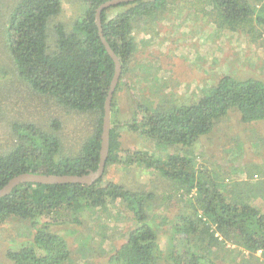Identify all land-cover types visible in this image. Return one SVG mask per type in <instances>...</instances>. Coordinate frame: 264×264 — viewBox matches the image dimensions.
I'll list each match as a JSON object with an SVG mask.
<instances>
[{
  "label": "trees",
  "instance_id": "obj_1",
  "mask_svg": "<svg viewBox=\"0 0 264 264\" xmlns=\"http://www.w3.org/2000/svg\"><path fill=\"white\" fill-rule=\"evenodd\" d=\"M74 1L82 7L71 24L57 20L63 13V0H17L8 11L7 22L0 32L12 59L9 74L25 86L17 87L12 81L8 85V101L0 96V120L3 117L8 120L21 109L28 116L35 113L28 107V100L35 97L42 99V103L44 98L45 103L53 100L67 108L66 111L94 113L93 129L77 149L69 147V152L65 149L63 125L58 118H51L48 127L44 123L9 119V134L14 143L11 149L0 153V189L21 173L84 175L99 166L105 104L116 72V63L102 41L96 17L97 8L108 0ZM178 4L172 0H135L112 5L101 13L102 33L122 65L112 99L106 168L113 163L136 162L150 172L156 171L159 178L170 179L186 196L195 192L173 223L172 250L162 254L156 233L148 222L149 208L157 204V194L121 182L105 181L103 174L90 185L20 183L0 197V228L15 218L31 220L36 228L31 245L8 252L14 264L71 261L67 238L50 229L51 221L39 228V219L49 216L59 223H81V214L85 211L105 212L110 204L118 202L133 214L134 226L127 240L114 249L108 264H161L163 259L170 264H219L218 250L228 240L240 245V251L248 250L250 264L254 263L253 258L264 264V212L249 199L231 200L214 172L199 170L189 154L174 153L162 159L147 151L127 150L124 162L120 155L121 128L115 119L119 110L118 106L115 108V99L122 79L132 70L131 62L141 49L139 43L147 42L146 39L139 41L137 34H154L167 13L170 17H179L182 7ZM184 6L194 8L187 13L197 17L205 12L219 30L249 36L257 30L259 38L262 37L258 27L264 26L263 0H196ZM117 7L121 10L110 13ZM3 72L7 76L8 67ZM164 99L167 96L158 99L160 103L152 107L141 104L138 99L140 103L129 113L132 117L125 126L155 140L158 146L192 147L231 111L239 112L244 123L264 121V79L257 77L241 79L225 74L201 92L196 101L179 104L173 100L165 108ZM253 186L246 180L240 188L254 194ZM257 251L262 252L261 260Z\"/></svg>",
  "mask_w": 264,
  "mask_h": 264
},
{
  "label": "rangeland",
  "instance_id": "obj_2",
  "mask_svg": "<svg viewBox=\"0 0 264 264\" xmlns=\"http://www.w3.org/2000/svg\"><path fill=\"white\" fill-rule=\"evenodd\" d=\"M16 1L1 0L0 28L7 22L8 11ZM191 1L196 0H172L174 4L177 2L182 7L178 11L179 17L174 19L167 13L158 26L156 25L159 29L154 34H137L139 41L146 39L147 42L139 43L141 49L131 62L132 70H128L122 79L115 99V108L118 106L119 109L115 119L119 122V129L121 128V158L123 162L126 161L127 150L147 151L162 159L174 153L189 154L195 159L199 170H209L220 177V187L228 190L231 200H241V197L249 199V202L264 212V121L244 123L239 112L231 111L211 133L201 136L192 147L158 146L155 140L125 126L132 117L129 113L140 103L138 99H141V104L152 107L160 103L158 99L167 96L163 105L168 108L173 100L179 104L196 101L201 92L225 74L241 79H264V26L258 27L259 33H263L261 38L257 35V30L250 36L238 31L219 30L205 16V12L199 13L200 17L187 13L194 10L184 6L185 3L190 5ZM79 5L74 0H63V13L57 20L71 24L81 13L82 6ZM120 8H113L110 13L116 14ZM7 48L5 37L0 32V96L6 100L11 81L17 83V87L25 86L15 80V75L9 74L12 59ZM7 67L8 75L4 76L3 70ZM137 94L139 97H134ZM34 98L28 100V107L32 112L36 111L35 113L28 116L26 110L21 109L9 119L44 123L48 127L51 118H58L63 125L65 149L69 152V147L74 146L77 149L82 140L91 133L94 113L66 111L67 108L53 100H46L45 103L44 98L42 103V99ZM41 116L44 119H40ZM8 120L5 117L0 120V153L11 149L14 143L12 135L9 134ZM66 138L69 140L65 142ZM158 176L156 171L150 172L144 166L133 162L130 165L110 164L105 169L103 178L105 181L121 182L132 188L152 190L157 194V204H152L149 208L148 222L156 233L159 250L165 255L173 248L175 218L185 210L189 203L188 197L191 198L195 192L186 196L185 191L174 186L170 179ZM246 180L253 183L254 194L240 188L244 187ZM124 207L118 202L110 204L105 212L87 210L81 214V223H59L52 217L43 216L39 219L38 226L40 228L51 221L50 229L67 238L72 259L65 264H108L114 249L127 240L129 230L134 226L133 214ZM9 221L0 228V264H14L8 258V252L31 245L36 233L31 220L15 218ZM241 249L240 245L226 241L218 250L220 256L218 255L217 263L250 264L248 250L240 251ZM261 254V251L256 253L260 260ZM163 260L161 264H170L166 259ZM253 260L254 263L251 264H260L259 260Z\"/></svg>",
  "mask_w": 264,
  "mask_h": 264
},
{
  "label": "water",
  "instance_id": "obj_3",
  "mask_svg": "<svg viewBox=\"0 0 264 264\" xmlns=\"http://www.w3.org/2000/svg\"><path fill=\"white\" fill-rule=\"evenodd\" d=\"M135 0H108L104 3H102L98 8L96 12L97 17V24L100 27V33L102 37V41L107 47L108 52L114 59L116 63V72L115 76L111 83V88L109 91V95L106 100L105 104V115H104V123H103V133H102V148H101V157L100 162L97 170H91L88 174L84 175H71V174H40V173H21L15 177H13L7 185H5L3 188L0 189V197L7 195L12 191L14 186L25 183V182H37V183H45V184H53V183H67V182H78L82 184H92L94 181H96L98 178L102 177L105 173L106 169V162L108 158L109 148H110V127H111V106H112V99L114 95L115 88L117 86V83L120 79L121 71H122V65L121 62L115 53V51L112 49L106 38L104 37V34L102 33V26H101V13L102 11L110 7L112 5H117L123 2H130Z\"/></svg>",
  "mask_w": 264,
  "mask_h": 264
},
{
  "label": "crops",
  "instance_id": "obj_4",
  "mask_svg": "<svg viewBox=\"0 0 264 264\" xmlns=\"http://www.w3.org/2000/svg\"><path fill=\"white\" fill-rule=\"evenodd\" d=\"M172 18H174V17H172ZM175 19V18H174ZM145 93H147V92H145Z\"/></svg>",
  "mask_w": 264,
  "mask_h": 264
},
{
  "label": "built area",
  "instance_id": "obj_5",
  "mask_svg": "<svg viewBox=\"0 0 264 264\" xmlns=\"http://www.w3.org/2000/svg\"><path fill=\"white\" fill-rule=\"evenodd\" d=\"M264 1V0H263Z\"/></svg>",
  "mask_w": 264,
  "mask_h": 264
}]
</instances>
